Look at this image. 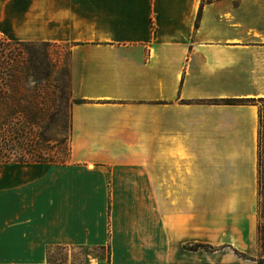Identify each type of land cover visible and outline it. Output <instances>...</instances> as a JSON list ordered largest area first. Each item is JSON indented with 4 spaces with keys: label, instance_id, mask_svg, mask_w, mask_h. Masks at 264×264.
<instances>
[{
    "label": "crops",
    "instance_id": "obj_1",
    "mask_svg": "<svg viewBox=\"0 0 264 264\" xmlns=\"http://www.w3.org/2000/svg\"><path fill=\"white\" fill-rule=\"evenodd\" d=\"M0 36L67 46L78 100L65 163L0 162V264H254L264 0H0ZM184 207L225 247L186 254Z\"/></svg>",
    "mask_w": 264,
    "mask_h": 264
},
{
    "label": "trees",
    "instance_id": "obj_2",
    "mask_svg": "<svg viewBox=\"0 0 264 264\" xmlns=\"http://www.w3.org/2000/svg\"><path fill=\"white\" fill-rule=\"evenodd\" d=\"M200 11L201 7L197 19ZM33 44L0 37V162L63 164L69 157L70 146L66 155L44 152L51 148L45 143L50 139L48 131L59 113L50 83L53 61L46 49L49 43H40L41 51L30 48ZM257 100L264 101V98ZM33 127L40 131L32 132ZM263 130L264 115L258 108V174H261ZM99 248L106 249L104 262H108V245Z\"/></svg>",
    "mask_w": 264,
    "mask_h": 264
},
{
    "label": "rangeland",
    "instance_id": "obj_3",
    "mask_svg": "<svg viewBox=\"0 0 264 264\" xmlns=\"http://www.w3.org/2000/svg\"><path fill=\"white\" fill-rule=\"evenodd\" d=\"M1 37V36H0ZM34 43V42H33ZM30 48L41 51L40 43H34ZM46 49L53 61V68L50 77V83L52 89L58 100L59 113L57 119L51 125L48 135L50 139L46 141V145L51 148L44 150L47 154H67L69 147V107L74 101V98L70 94L69 77H68V47L65 45L48 44ZM264 98V97H261ZM258 99V98H257ZM255 99V103L258 108L262 109L264 115V101ZM35 130L40 131L36 127L32 128V132ZM38 142L40 139L37 140ZM60 141H62L60 143ZM261 174H258V146H257V176H256V201L254 207L255 218V250L251 254H248L240 249L231 246L234 253L243 258H248L254 261V264H264V130H263V145L261 148ZM159 197V201L162 204V209L166 213L173 211V207L169 208V203L173 206L176 202L174 198L169 201L170 192H156ZM171 209V210H170ZM183 215H187L185 221L188 224H184L183 230L190 232L193 236L187 239L177 240V245L184 249L186 254H203L204 251H211L212 249H222L224 244L217 241L213 243L204 236L209 233L210 222L209 218H194L188 216L192 214V208L188 209L184 207L181 211ZM166 223V229H172V224ZM201 236V237H199ZM220 240V239H219ZM170 239L166 238V245ZM209 241V242H208ZM223 241V240H222ZM179 242V243H178ZM107 254L106 249L100 248H86V247H50L47 253L48 261H69L71 263H88L89 259L101 258L105 259ZM218 255L222 259V252ZM192 264V263H191Z\"/></svg>",
    "mask_w": 264,
    "mask_h": 264
}]
</instances>
